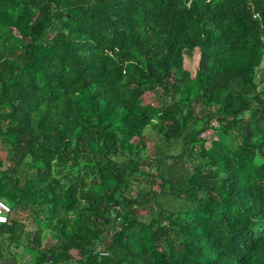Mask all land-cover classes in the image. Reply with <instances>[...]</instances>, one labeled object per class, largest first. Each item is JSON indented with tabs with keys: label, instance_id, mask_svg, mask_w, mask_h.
<instances>
[{
	"label": "trees",
	"instance_id": "1",
	"mask_svg": "<svg viewBox=\"0 0 264 264\" xmlns=\"http://www.w3.org/2000/svg\"><path fill=\"white\" fill-rule=\"evenodd\" d=\"M263 60L264 0H0V260L264 264Z\"/></svg>",
	"mask_w": 264,
	"mask_h": 264
},
{
	"label": "rangeland",
	"instance_id": "2",
	"mask_svg": "<svg viewBox=\"0 0 264 264\" xmlns=\"http://www.w3.org/2000/svg\"><path fill=\"white\" fill-rule=\"evenodd\" d=\"M195 59H196L195 53H191L190 55H185L184 56V65L190 71L192 70V68L195 65ZM262 65H264V60L262 62ZM210 132L211 131H208V134H210ZM206 145H207V143H206ZM26 215H27V212L23 211V213H21V215H20V218L25 223V225H26L25 227L27 228L26 230L29 231V230L32 229V226L28 225V222L30 220L26 219ZM48 242H49V238L47 236L44 240L41 241V245L43 246L44 244H46ZM11 248H12L11 251H13V250L16 251V252H12L13 256L15 255L14 258H13V263L12 264H33L31 258H29V256L24 254V251H23L22 247L11 246ZM6 264H8V263H6Z\"/></svg>",
	"mask_w": 264,
	"mask_h": 264
},
{
	"label": "built area",
	"instance_id": "3",
	"mask_svg": "<svg viewBox=\"0 0 264 264\" xmlns=\"http://www.w3.org/2000/svg\"><path fill=\"white\" fill-rule=\"evenodd\" d=\"M211 125H213V122H210ZM208 131H210V128H208L207 130H205L201 136L203 135H207ZM9 212V208L6 204H4L3 202L0 201V224H3L6 222L7 220V213Z\"/></svg>",
	"mask_w": 264,
	"mask_h": 264
},
{
	"label": "flooded vegetation",
	"instance_id": "4",
	"mask_svg": "<svg viewBox=\"0 0 264 264\" xmlns=\"http://www.w3.org/2000/svg\"><path fill=\"white\" fill-rule=\"evenodd\" d=\"M7 260H8V259H4V258L1 259V260H0V264H4L5 262H7ZM8 261H10V260H8Z\"/></svg>",
	"mask_w": 264,
	"mask_h": 264
},
{
	"label": "crops",
	"instance_id": "5",
	"mask_svg": "<svg viewBox=\"0 0 264 264\" xmlns=\"http://www.w3.org/2000/svg\"><path fill=\"white\" fill-rule=\"evenodd\" d=\"M6 263H8V264H12V262H10V261H8V260H7V262H5V264H6Z\"/></svg>",
	"mask_w": 264,
	"mask_h": 264
}]
</instances>
